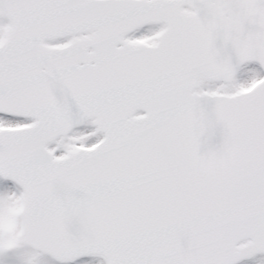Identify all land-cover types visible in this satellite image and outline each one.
Masks as SVG:
<instances>
[{
  "label": "snow or ice",
  "instance_id": "1",
  "mask_svg": "<svg viewBox=\"0 0 264 264\" xmlns=\"http://www.w3.org/2000/svg\"><path fill=\"white\" fill-rule=\"evenodd\" d=\"M0 264H264V0H0Z\"/></svg>",
  "mask_w": 264,
  "mask_h": 264
}]
</instances>
